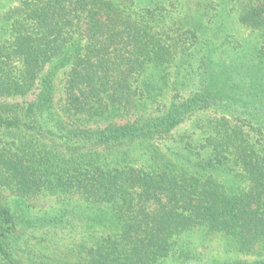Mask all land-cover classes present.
Listing matches in <instances>:
<instances>
[{
  "label": "trees",
  "instance_id": "1",
  "mask_svg": "<svg viewBox=\"0 0 264 264\" xmlns=\"http://www.w3.org/2000/svg\"><path fill=\"white\" fill-rule=\"evenodd\" d=\"M0 264H264V0H0Z\"/></svg>",
  "mask_w": 264,
  "mask_h": 264
},
{
  "label": "rangeland",
  "instance_id": "2",
  "mask_svg": "<svg viewBox=\"0 0 264 264\" xmlns=\"http://www.w3.org/2000/svg\"><path fill=\"white\" fill-rule=\"evenodd\" d=\"M61 78L60 76L57 78L56 80V86H57V90H59L61 88ZM29 205L31 206V210L34 213H38L41 212L43 210H49L51 208H56L59 207V204L57 203V199L56 198H37V199H33L30 200ZM66 234L67 231H56V236H54L55 234L53 233H49L46 235L47 240L49 241V239L54 240L56 243V246H53L54 248H56L57 251H61V250H65L66 248H70L73 246L74 243H76V241H78V238L74 236L73 233H71L70 235V239H66V237L64 239H61V237L63 236V234ZM44 236V234L42 235ZM46 240V239H45ZM37 242V241H36ZM41 241H38L37 243H39ZM40 245V243H39ZM51 249H53L52 247H50Z\"/></svg>",
  "mask_w": 264,
  "mask_h": 264
}]
</instances>
